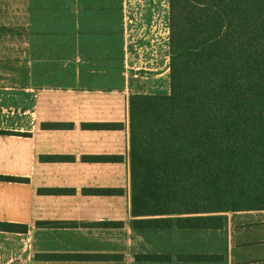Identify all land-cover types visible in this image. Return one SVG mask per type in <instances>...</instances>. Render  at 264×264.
I'll list each match as a JSON object with an SVG mask.
<instances>
[{
    "label": "crops",
    "instance_id": "obj_1",
    "mask_svg": "<svg viewBox=\"0 0 264 264\" xmlns=\"http://www.w3.org/2000/svg\"><path fill=\"white\" fill-rule=\"evenodd\" d=\"M128 1L16 0L27 48L0 83V176L16 178L0 177V222L26 228L0 229V264H264V209L218 229L135 226L129 96L147 92L125 68Z\"/></svg>",
    "mask_w": 264,
    "mask_h": 264
},
{
    "label": "trees",
    "instance_id": "obj_2",
    "mask_svg": "<svg viewBox=\"0 0 264 264\" xmlns=\"http://www.w3.org/2000/svg\"><path fill=\"white\" fill-rule=\"evenodd\" d=\"M170 9L171 92L129 99L134 224L223 228L226 212L264 209V0H170Z\"/></svg>",
    "mask_w": 264,
    "mask_h": 264
},
{
    "label": "rangeland",
    "instance_id": "obj_3",
    "mask_svg": "<svg viewBox=\"0 0 264 264\" xmlns=\"http://www.w3.org/2000/svg\"><path fill=\"white\" fill-rule=\"evenodd\" d=\"M167 3L168 0H129L126 6L127 28L124 40L131 55L125 62V68L129 71L138 70L136 78L139 81L136 87H139L140 91H146L147 94L171 92L170 47L168 48L169 33H167L170 21ZM10 4L9 7H0V83L9 82L12 86L17 82L19 61L22 60V66L23 59L26 58L23 53H19V50L27 48L24 35L28 31V25L24 21L15 20L17 11L24 12V8H19L16 0H10ZM131 66H134L133 69H130ZM155 68L158 70L155 71ZM167 68L169 71L161 77L153 76L158 72L164 73ZM146 75L148 78H145ZM156 79H161L158 85L150 82ZM127 121L129 123V118ZM254 232L251 234H257L256 231Z\"/></svg>",
    "mask_w": 264,
    "mask_h": 264
}]
</instances>
